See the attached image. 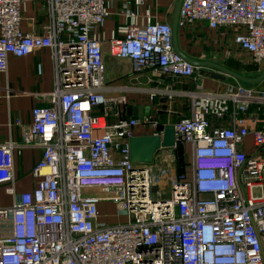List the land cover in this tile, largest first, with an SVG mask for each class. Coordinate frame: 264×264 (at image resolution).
<instances>
[{"label": "built area", "instance_id": "2783aa9c", "mask_svg": "<svg viewBox=\"0 0 264 264\" xmlns=\"http://www.w3.org/2000/svg\"><path fill=\"white\" fill-rule=\"evenodd\" d=\"M42 1L49 22L36 33L21 29L23 0H0V73L9 55L45 48L55 78L48 105L34 107L28 124L13 122L21 144H0V185L14 198L0 208V264H264V81L204 90L174 48L172 25L148 17L123 27L110 57L128 61L135 75L194 81L147 91L150 103L188 101L189 114L168 126L176 144L190 147V178L178 171L175 147L132 164L136 128L160 123L151 113L125 114L124 87L109 85L96 36L113 5L133 15L130 0ZM179 8L178 28L228 32L226 56L242 52L264 65V0H181ZM17 147L40 151L31 192L14 189ZM100 202L113 203L126 223L100 222Z\"/></svg>", "mask_w": 264, "mask_h": 264}, {"label": "crops", "instance_id": "0c3cea01", "mask_svg": "<svg viewBox=\"0 0 264 264\" xmlns=\"http://www.w3.org/2000/svg\"><path fill=\"white\" fill-rule=\"evenodd\" d=\"M130 2L128 9L133 13L132 16L126 15L121 2L117 3L111 7L110 16L104 21L102 28L96 32L102 44L103 60L108 64L107 81L114 89L124 87L122 93L126 96L127 106H148L151 117H156L160 124L173 125L182 116L189 114L187 99L175 96L172 101H168L166 97L157 96L154 102L150 103L147 91L155 87L163 89L171 84L175 90L193 88V79H188L185 85L181 86L174 78L164 81L154 80L152 75L146 71L135 75L131 72L128 61L113 59L114 63L109 64L108 47L113 39L122 38L123 27L129 24H142L148 17L172 25L177 0H130ZM43 4L42 0H23L21 11L23 31L42 32L43 25L49 22ZM230 37L231 34L223 30L211 32L205 25L192 26L187 29L177 27L178 48L185 57L201 62L211 61L224 67L225 65L220 60L226 56L227 46L232 45ZM7 63L6 73H0V144L10 142L19 146L21 144L20 130L13 125V122L19 119L22 124H28L32 120L31 110L34 107L48 105L47 97L55 88L54 65L50 49L45 48L19 58L9 55ZM39 66H41L40 72H38ZM199 71L200 69L196 71V81L204 90H217L225 83L234 81L230 77L225 81L213 80L208 76H201ZM110 95L118 96L121 93L113 92L109 93ZM153 132L156 130L153 131L140 125L136 128L135 135L140 137L151 135ZM251 144L252 139L247 137V151L251 148ZM185 147L189 153L190 147ZM39 157L40 151L36 148L17 147L14 149L12 173L15 178L16 193L31 192L35 187L36 179L31 176L30 172ZM186 162L189 161L186 160ZM13 202L14 198L7 195L5 187L0 185V208H8ZM98 209L100 211L99 221L105 225L124 224L127 221V216L120 213L111 202H100Z\"/></svg>", "mask_w": 264, "mask_h": 264}, {"label": "water", "instance_id": "95a60500", "mask_svg": "<svg viewBox=\"0 0 264 264\" xmlns=\"http://www.w3.org/2000/svg\"><path fill=\"white\" fill-rule=\"evenodd\" d=\"M181 0H177L175 5V12L172 22V34H173V42L174 48L176 52L184 58L187 62H190L197 69H200L199 74L201 76H208L213 80L217 81H225L228 77L232 78L236 82H241L248 85H254L256 83H261L264 81V69L259 76L254 78L245 77L241 74H237L232 70L220 66L211 61H198L191 58L185 57L178 48L177 42V19L179 13V6ZM115 60L113 58H109V64L112 65ZM108 69V64L106 63V71ZM108 80V79H107ZM150 114V108L148 106H127L126 107V115L128 117H132L135 119H140L144 115ZM153 121H155L153 119ZM156 132L162 133V135H145L140 137H133L129 139V149H130V158L132 164H137L139 166L147 163H151L153 161V155L160 148H176V157H177V165L178 171L182 172L184 170V161L185 157L183 155V146L181 144H176L174 141V129L172 126H164L162 124H157Z\"/></svg>", "mask_w": 264, "mask_h": 264}, {"label": "rangeland", "instance_id": "374dc122", "mask_svg": "<svg viewBox=\"0 0 264 264\" xmlns=\"http://www.w3.org/2000/svg\"><path fill=\"white\" fill-rule=\"evenodd\" d=\"M220 61L223 62V64L225 65V67H227L228 69L232 70L235 73H239L245 77H249V78H254L256 76H259L263 69H264V65L263 64H256L255 62L252 61L251 57L249 55H247L246 53H242V52H235L234 55L231 56H224L223 59H221ZM233 80H231L232 82ZM235 82V81H233ZM247 87H255L257 85H259L260 83H256L254 85H248V84H244L241 83ZM184 153V157L186 158L185 160L189 161L190 157L188 156L187 153V147H184L183 150ZM185 165H184V172L186 173V175L188 176V178H190V172L189 169L186 168L185 170Z\"/></svg>", "mask_w": 264, "mask_h": 264}, {"label": "trees", "instance_id": "16d2710c", "mask_svg": "<svg viewBox=\"0 0 264 264\" xmlns=\"http://www.w3.org/2000/svg\"><path fill=\"white\" fill-rule=\"evenodd\" d=\"M184 165H185V166L187 165V162H186V160L184 161Z\"/></svg>", "mask_w": 264, "mask_h": 264}]
</instances>
